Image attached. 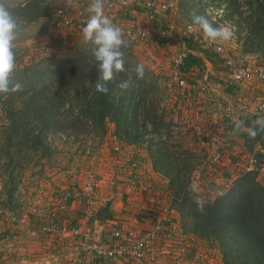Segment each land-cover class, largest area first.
I'll return each mask as SVG.
<instances>
[{"label": "trees", "instance_id": "trees-1", "mask_svg": "<svg viewBox=\"0 0 264 264\" xmlns=\"http://www.w3.org/2000/svg\"><path fill=\"white\" fill-rule=\"evenodd\" d=\"M192 1L194 5L215 1L216 5L223 4L222 18L234 26L239 51L261 56L264 61V0H176L177 11L185 13ZM2 2L18 22L17 35L47 14V0ZM197 12L204 15L202 7ZM70 47L59 60L47 56L16 65L12 80L22 83L23 90L0 93L3 120L0 122V172L5 175L1 179L4 195L1 201L12 200L15 178L22 167L19 159L35 152L48 156L53 151L49 140L54 138L71 139L79 147L89 138L96 139V146L103 140L110 123L113 135L121 143L145 142L152 169L166 179L165 189L172 197L171 205L181 219V227L207 243L212 242L219 251L220 264H264V183L257 180V174L238 173L220 191L224 195L218 193L204 198L205 214H200L196 195L186 190L193 169V164L186 160L194 157L193 154L187 148L179 153L164 146V139L170 137L175 123L159 109L164 92L158 76L146 67L143 79H136L131 72H119L108 83L107 93L97 92L94 82L99 76L98 62L92 55L96 45L89 42ZM122 51L126 69L139 63L128 44ZM182 67L200 70L203 64L198 56L188 52ZM129 75L134 86L126 91L120 89L118 85ZM245 125L252 127L255 122H245ZM238 135L244 147L251 151L254 141L264 140V129H258L254 138L243 132ZM181 154L185 156L182 158ZM111 217L107 204L94 212L97 221Z\"/></svg>", "mask_w": 264, "mask_h": 264}, {"label": "built area", "instance_id": "built-area-1", "mask_svg": "<svg viewBox=\"0 0 264 264\" xmlns=\"http://www.w3.org/2000/svg\"><path fill=\"white\" fill-rule=\"evenodd\" d=\"M89 5L90 0H63L57 6L54 15L61 21L63 30L58 37L51 38L52 46H64V44L67 46L74 36L82 34V28L90 16ZM134 11H141L144 14V23L140 24L135 20L136 17L131 14ZM104 13L113 24L122 29L123 39L131 48L151 49L152 46H156L161 47V52L165 54H161V58L148 56L147 61L150 65L148 68L156 69L154 73L162 75L165 87L179 92L182 96L179 98L183 100L181 110L184 114H190L189 130L194 136L196 147L202 152L205 160L202 166L192 169L186 190L195 195L211 198L212 195L214 197L226 188L238 173L263 174L264 145L259 141L246 156L236 158L229 163L231 167L223 163V159L229 156L227 151L230 141L227 139L231 137V132L227 131L233 129L235 122L232 111L226 109L220 112L218 119L213 122L216 125L213 129L211 126L205 127V120L202 118L204 115L199 113L200 101L213 80L205 75L200 81H193L189 78L192 68L182 67V61L188 52L192 53V49L208 50L222 66L223 70L220 75L225 84L237 85L253 80L262 85L263 91L264 62L237 63L218 40L209 41L196 25L185 23L178 28V11L175 0H105ZM170 16H173L176 21H171ZM173 33L177 34L175 35L177 39ZM176 40L180 42L181 48L172 47V43ZM186 43L188 46L185 45ZM170 51L173 54L167 55ZM254 114L264 117V97L255 108ZM110 138L115 143L108 150L111 153L119 152L123 144H118L112 134ZM122 159L121 166L128 167L129 175L121 174L124 177H110L108 182L110 191L98 200L101 206L105 204L109 206L117 196L125 201H133L130 196L137 192L139 200L138 203L136 202V209L128 210L125 216L114 214L111 218L102 221H97L94 213L87 216L85 211H82L73 221L51 220L38 226V231L48 237V240L75 239L79 241L81 250L84 254L91 255L94 264H114L116 262L120 264H161L156 261L158 256H155V251L159 248L160 253L172 264H213L209 258L197 256L194 246L185 242L178 243L169 238L173 215L176 212L171 205V195L164 187L155 185L152 188L150 184L146 185L147 183L138 180L137 173L140 164L133 154L124 156ZM220 165H223V170L229 169L230 172L226 174L223 173L224 171L220 174L213 171L207 172L209 167L216 170ZM94 177L95 175L91 176L92 179H95ZM91 178L83 185L87 193L94 194L98 185ZM77 189L80 191L78 186ZM69 194L67 192V195ZM79 194V202L85 208L86 197L90 195L86 196L83 191ZM0 213L5 216L13 228L27 227L28 223L24 219L25 212L17 213V210L7 208ZM83 219L96 223L95 227L90 229V227L83 226L81 223ZM190 260H194V263Z\"/></svg>", "mask_w": 264, "mask_h": 264}, {"label": "rangeland", "instance_id": "rangeland-1", "mask_svg": "<svg viewBox=\"0 0 264 264\" xmlns=\"http://www.w3.org/2000/svg\"><path fill=\"white\" fill-rule=\"evenodd\" d=\"M62 1L63 0H47V14L38 18L17 35L19 38L16 39L14 48L16 65H23L24 63L26 64L32 60L47 56L53 60H59L68 52L71 48L70 46L85 43L83 40V34H78L77 36H74L67 46L65 44L64 46L54 45L55 47L51 45V38L58 37L59 33L63 30V27L60 24L61 21L54 15V10L62 3ZM216 4V1L213 3H204V5H194V1L187 4V11L185 13L178 11V28H180L182 24L192 23L190 20L192 13L195 12L198 14L197 11H200V8L202 7L204 15L213 22L214 26L229 25L234 30V26L228 20L222 18L223 4ZM170 19L171 21H176L173 16H170ZM175 35L177 34L173 33V36L177 39ZM218 41L231 56L232 52L230 49L232 47H236V49L239 50V45L236 42V35L228 41ZM172 47L176 48V42L172 43ZM160 48L156 46H152L151 49L136 48L139 50V52L135 50L136 60L143 63L145 67L150 66L147 57L152 55V57L161 58V54L163 53ZM199 49L202 50V48ZM171 54H173L172 51L167 55ZM233 60L238 62L235 58H233ZM205 63L208 64L207 61ZM204 68L205 65L202 69ZM151 70L156 72V69ZM157 76L159 78L158 81L161 83L159 86L164 92L159 102V109L161 108L165 111L166 118L172 117V120L175 121V126L172 128L173 132L170 137L164 139V146L166 150H177L179 153H181L184 148L189 149L194 157L190 158L188 161L186 160V162L191 165L193 164V168L202 166V163L205 161L204 156L196 147L194 136L189 130V124H191V122L184 117V113L181 110L182 101L178 100L179 98H182V96L179 92H175V90L167 89L163 84L164 80L162 75ZM177 107H179V109H177ZM171 108L174 109L172 110ZM184 118L186 119L185 121ZM2 121L0 113V122ZM111 134L113 135V126L108 123L103 140L96 146V139L92 140L89 138L83 143L84 145L79 147L77 146V142H74L71 139H66L64 137L59 139L54 138L53 141L49 140L53 151L48 156L46 154L39 156V152H35L29 153L27 157H24V161H22L23 159H19L22 167L19 169L15 178L16 187L10 203L1 201L4 199L1 179L3 180L5 175L0 172V211L6 210L7 208H13L14 210H17V213L25 212L26 215L24 219L28 224L33 226H41L55 219L69 222L82 211H85V215L90 216L92 215L90 212L99 206V203L94 201L93 195H98L99 198H101L108 194L110 191V185L108 183L110 177L118 178L124 177V175H129L128 172L130 170L128 167L125 168L126 166L124 165L121 166L120 161H123L122 158H124V156L126 157L127 155L129 156L132 154L137 157V161L140 164L137 174L141 175V181L150 184L152 188H154L155 184L159 187H161V184L162 187L165 188V177L161 173L155 172L152 167L149 166L151 162L147 154L146 146L144 145L145 142L123 144L115 138L116 142L118 141V144H123V148L119 152L111 153L108 148L115 143L114 140V142L111 141ZM152 138L153 140H157L156 135H152ZM163 138L165 137L163 136ZM184 156V154L180 155L182 158ZM226 165L231 167V164ZM223 168V165H220L216 170L209 167L207 172L213 171L216 174H220L221 171H224V174L230 172L227 171L229 169L223 170ZM231 171H233V168H231ZM13 174H15V172H13ZM121 174L124 175L122 176ZM93 175H95L94 178L96 180L91 178ZM90 178L94 182H97L98 185L94 194L87 193V190L83 185L86 180H89ZM77 186L86 196L90 195L89 197H86L87 203H85V208L80 204L81 202H79L80 191L77 189ZM215 191H217V189H215ZM67 192L70 194L67 195ZM196 198L198 200H204L202 196H196ZM138 200L139 199L137 198L133 199V201L137 203ZM127 207L130 211H133L136 209V204L133 206L128 204ZM173 217L170 228L171 235H169V238L178 241V243L185 242L186 244L194 246L197 256H205L209 258L213 264H220V254L218 249L215 248V245L212 242L207 243L205 240L191 235L185 228L181 227V219L177 212L174 213ZM7 224L11 225L8 220L5 219V216L0 213V230H2L0 233H3ZM10 233H13V235L15 234L14 231H10ZM23 235V240L25 239L29 241V236H31L30 233L27 232V234ZM40 235H42L43 238H48L41 233ZM69 241L73 247L74 241L76 242V240L69 239ZM30 250L31 251H26L27 254L45 255L48 252L47 247ZM155 252V256H158L156 258L157 262H161V264H172V262H168V259L160 253V248ZM74 253L75 252H73V255ZM13 255L15 256V252ZM27 256L29 257V255ZM190 261L191 263H194V260Z\"/></svg>", "mask_w": 264, "mask_h": 264}, {"label": "crops", "instance_id": "crops-1", "mask_svg": "<svg viewBox=\"0 0 264 264\" xmlns=\"http://www.w3.org/2000/svg\"><path fill=\"white\" fill-rule=\"evenodd\" d=\"M131 14L136 17L135 20H137L138 23H144L145 18L141 11H134L131 12ZM175 42L176 48H181L180 42ZM185 45L188 46V43ZM131 50L133 51L132 53L136 58L135 50L138 52L139 50H137L135 47H132ZM230 50L232 52L233 58L237 59V63L264 62L261 56L255 54H242L236 49V47H232ZM191 52L202 60V64L203 66L205 65V68L197 70V68L193 67L189 78H192L193 81H200L201 78L207 75L208 78L213 80V82H211L209 85L207 93L200 101L199 113L204 115L202 118L205 120V127L211 126L213 129L216 126L213 122L218 119L220 115L219 113L225 111L226 109H230L232 111V117L235 121L242 120L244 124L245 122L253 123L258 118H261L260 115L254 114L255 108L264 97V91L260 83L251 80L237 85L225 84L220 75V72L223 70V68L214 59L211 52H208V50H201L199 48L192 49ZM206 61L208 64L205 63ZM181 101L183 102L182 99ZM212 113L214 114L212 115ZM184 117L189 119L190 114H184ZM185 118L184 121L186 120ZM227 132H231V137L227 139L230 141V147L227 151L229 156L223 159L224 164H229L236 158L246 156L249 153V151L242 144L241 138L238 135L239 132L235 130V125L233 126L232 130ZM260 143L264 145V140ZM256 144L257 141H254L252 147L255 148ZM149 166H151V163ZM140 176L141 175L138 174L137 178L141 181ZM256 177L258 181L264 183V173L256 175ZM160 186L162 187L161 184ZM196 196L200 197L198 194ZM130 197L133 199L139 198L137 192L134 195L132 193ZM202 198L204 199L205 197L202 196ZM98 199L99 196L95 195L94 201L99 203L97 208L101 206V202ZM128 204L133 206L136 204V202L131 200L125 201L123 198L117 196L116 199L109 205V209L112 215L120 214L125 216L126 212L129 210L127 207ZM97 208L93 209L90 214L94 213ZM119 211L122 212L119 213ZM81 223H83V226L88 228L90 227V229L94 228L96 225V223L86 221V219L81 220ZM10 231H14L15 234L13 235V233H10ZM27 232L31 235L29 236V241L25 239L23 240L22 238V236H24L23 234H27ZM0 236V264H94L91 255L84 254V252L81 250L79 241H74V245L72 247L69 239H61L60 241L48 240L47 238H43V236L40 235L38 226L36 225L33 226L31 224H27V227L23 226L20 229H15L7 224L3 230V233H0ZM40 247H47L48 252L45 255H30L26 252L31 251L30 249L33 250ZM14 252L15 256L13 255ZM73 252H75L74 255ZM27 255H29V257ZM114 264L120 263L116 262Z\"/></svg>", "mask_w": 264, "mask_h": 264}, {"label": "clouds", "instance_id": "clouds-1", "mask_svg": "<svg viewBox=\"0 0 264 264\" xmlns=\"http://www.w3.org/2000/svg\"><path fill=\"white\" fill-rule=\"evenodd\" d=\"M105 0H90V16L82 28L83 40L96 45L92 49V55L98 62L99 76L94 82L97 92L107 93L108 83L114 79L116 73L131 72L136 79H143L145 76V65L137 63L135 66L126 69L125 53L122 48L127 46L123 39V31L112 23V20L104 13ZM193 24L202 29L204 36L209 41H228L235 35L229 25L214 26L205 15L192 13ZM18 22L8 9L6 4L0 0V93H15L23 90V84L19 81L13 82L12 74L15 71V41L17 39ZM87 83H92L88 81ZM134 86L131 75L122 80L118 87L128 90ZM237 132L246 133L254 138L258 129H264V117L255 121V126L249 127L242 120L234 122ZM195 188V185H193ZM224 195L225 193H220ZM196 208L200 214H205V201L197 200Z\"/></svg>", "mask_w": 264, "mask_h": 264}]
</instances>
